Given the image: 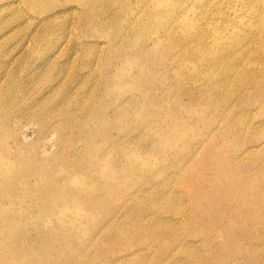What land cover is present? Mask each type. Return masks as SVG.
Instances as JSON below:
<instances>
[{"label":"rangeland","instance_id":"rangeland-1","mask_svg":"<svg viewBox=\"0 0 264 264\" xmlns=\"http://www.w3.org/2000/svg\"><path fill=\"white\" fill-rule=\"evenodd\" d=\"M92 1L0 0V161L12 160L21 143L31 172V166L38 169L58 148L59 135L66 144L81 147L68 124L83 121L90 109L81 104L90 99L93 106L103 104L108 119H116L98 125L94 137L101 132L108 147L107 135L120 142L131 135V149L118 153V164L123 168L130 157L126 161L131 167L123 171L116 198L107 199L104 206V201L98 202L109 215L98 218L95 215L104 212L85 213L83 205L71 202L57 214L68 217L62 226L52 202L30 203L32 184V191L22 187L16 195L0 187V237L15 230L9 242L0 245V264H39L34 249L47 250L44 264H49L51 252L64 246L54 243L53 228L59 226L62 239L74 242L69 250L80 252L74 264H264V43L254 26L257 20L250 19L253 15L240 0H179L197 21L192 32L178 25L183 12L177 19H164L156 32L137 38L139 20L153 11L150 2L117 0L98 13L99 7L90 10ZM244 1L262 12L256 0ZM231 18L236 23L230 33L248 35L227 40L232 57L217 54L211 36L214 27L218 35H227L232 23L227 27L223 19ZM97 19L107 25L102 27ZM239 19L252 25L243 26ZM118 24H123L121 29ZM178 70L182 77L176 78ZM113 106L115 114L110 113ZM129 193L137 200L125 204ZM117 209L114 222L97 234ZM182 211L192 217L190 222L182 219ZM144 217L147 220L141 221ZM139 221L145 228L134 229ZM153 223L158 228H152ZM11 244L17 253L4 255ZM21 249L27 252L21 255Z\"/></svg>","mask_w":264,"mask_h":264},{"label":"bare ground","instance_id":"bare-ground-1","mask_svg":"<svg viewBox=\"0 0 264 264\" xmlns=\"http://www.w3.org/2000/svg\"><path fill=\"white\" fill-rule=\"evenodd\" d=\"M31 1V0H30ZM150 2L149 5H151L153 11L151 13H144V16L141 20H139L140 22V26L136 29L137 32V38H141L144 35L156 32L159 27L162 25L163 20L167 19L170 17L172 18L173 16H175L174 18L177 19L178 17V13H183V4H180L179 0H175L173 2V0H146V3ZM262 1V2H261ZM257 3L262 4V12H257L254 11L253 8H251L250 6H248L244 0H240V5L243 8V6L247 9H249V13L251 15H253V17L251 16L250 19L252 20H257L256 23L254 24V26L257 28L260 34V40L264 43V1L263 0H256ZM15 3V2H14ZM109 3L112 4H116L117 0H95V2L92 1V6L89 7L90 10L92 9V7H99V12H102L105 10V8L107 7V5ZM13 4V3H12ZM26 4V2H25ZM48 4V3H47ZM6 5V4H4ZM17 5V4H16ZM29 5V4H28ZM41 5V4H40ZM2 6V5H1ZM8 6V4H7ZM19 6V4H18ZM26 6V5H25ZM44 5H42L41 8H43ZM4 7V6H3ZM6 7V6H5ZM4 7V8H5ZM9 7V6H8ZM10 7H14L13 5ZM16 7V6H15ZM149 7V6H148ZM1 8V7H0ZM54 8V7H52ZM51 8V9H52ZM7 9V8H6ZM45 9V8H44ZM57 9V8H55ZM54 9V10H55ZM86 9V8H85ZM96 9V8H95ZM3 10V9H2ZM17 10V9H16ZM15 10V12H16ZM46 10V9H45ZM53 10V9H52ZM50 10V11H52ZM84 10V9H83ZM88 10V9H87ZM85 10V11H87ZM151 10V9H150ZM177 10V11H176ZM1 11V10H0ZM19 11V10H18ZM21 12L23 10H20ZM43 11V9H42ZM49 11V10H48ZM89 11V10H88ZM87 11V12H88ZM182 11V12H180ZM2 12V11H1ZM20 12V13H21ZM36 12V11H35ZM47 12V11H44ZM59 12V11H58ZM177 12V13H176ZM23 14L24 11L22 12ZM21 13V14H22ZM48 13V12H47ZM59 12V16H60ZM115 13V12H114ZM174 13H176V15H174ZM22 14V15H23ZM57 14V13H56ZM62 14V13H61ZM64 14V12H63ZM21 15V16H22ZM26 15V14H25ZM24 15V16H25ZM181 16L183 15V17L181 19H178V25L183 27L182 29L185 31L184 32H189L188 30H190L192 32V30L195 28L194 26L197 24V21L192 18L188 12H184L183 14H180ZM17 16V15H16ZM38 16V15H37ZM36 16V17H37ZM180 16V17H181ZM18 17V16H17ZM30 17V16H29ZM34 17V16H33ZM53 17V16H51ZM56 17V15L54 16ZM61 17V16H60ZM194 17V16H193ZM24 18V17H23ZM50 18V17H49ZM115 17H112L110 20L114 19ZM154 18V19H153ZM157 21H155V19H157ZM14 19V18H13ZM32 19V18H31ZM48 19V18H47ZM60 19V18H59ZM225 19H227V16L225 17ZM16 20V19H15ZM18 20V19H17ZM38 20V19H37ZM54 20V19H53ZM103 20V19H102ZM102 20L97 19L98 24H102L101 26L104 27L106 26L104 21L102 22ZM49 21V20H48ZM224 21L226 22L224 25L225 26H229L231 23V25L229 26L228 30H227V35H218L219 34V29H217V27L213 28V32H212V39L214 40L216 46H217V50L216 53L217 54H224L223 56H227L228 54H233V52H229L228 53V43L227 40H231L232 38H243L246 39L248 37V35L244 34V32H235V33H230V28L232 27L233 23V18H231L230 20L226 21L223 19V23ZM238 22L243 25V26H251L252 23L250 20H248V22L246 24H242L243 21H241L240 19L238 20ZM47 24V23H46ZM49 24V22H48ZM137 25V24H136ZM175 25V24H174ZM97 27V25H95ZM101 26L99 25L98 27ZM123 26V24H118L116 25L117 29H121ZM202 26V25H201ZM223 27V29H227V27ZM79 27V26H78ZM97 27V28H98ZM137 27V26H136ZM177 27V26H176ZM199 27V26H197ZM220 27V26H219ZM201 28V27H199ZM198 28V29H199ZM177 29V28H176ZM181 29V28H180ZM188 29V30H187ZM197 29V28H196ZM195 29V32H196ZM221 31H224L222 28H220ZM71 30V29H69ZM172 30V29H171ZM174 31V30H173ZM182 31V30H181ZM200 31V30H199ZM198 31V32H199ZM207 31V30H206ZM256 31V32H257ZM167 32V30H166ZM208 32V31H207ZM206 32V33H207ZM67 33V32H66ZM171 33V32H170ZM172 34V33H171ZM67 35V34H66ZM79 35V34H78ZM258 35V34H257ZM65 36V35H63ZM206 36V35H205ZM204 36V37H205ZM189 37V36H187ZM186 37V38H187ZM70 38V37H69ZM185 38V37H184ZM192 38V37H191ZM195 38V37H194ZM189 39V38H188ZM206 39V38H205ZM53 40V39H52ZM203 40V39H201ZM199 39V41H201ZM51 41V40H50ZM64 41V40H63ZM181 41V40H180ZM183 41V40H182ZM67 41H65L66 43ZM197 42V41H196ZM203 42V41H202ZM80 43V42H79ZM62 44V43H61ZM60 46V45H59ZM200 46V45H199ZM202 46V44H201ZM200 46V47H201ZM21 47V46H20ZM19 47V48H20ZM27 47H29L27 45ZM63 46H61L62 48ZM25 48V47H24ZM204 48V47H202ZM100 49V48H99ZM262 49L261 51L264 53V45L260 48ZM23 50V49H21ZM20 51V50H19ZM60 51V50H59ZM21 52V51H20ZM62 52V51H61ZM19 53V52H18ZM59 53V52H58ZM22 54V53H21ZM25 55V54H24ZM55 55V54H54ZM57 56V55H56ZM59 56V55H58ZM231 56V55H230ZM22 57V56H21ZM53 57V56H52ZM55 57V56H54ZM204 57V55H203ZM232 57V56H231ZM234 57V56H233ZM15 58V57H13ZM26 58V57H25ZM17 59V58H16ZM50 59V58H49ZM53 59V58H52ZM208 59V58H207ZM35 60V58H34ZM33 60V61H34ZM56 60V59H54ZM14 61V60H13ZM3 62V60H2ZM55 62V61H54ZM185 62V61H184ZM15 63V62H14ZM49 63V62H48ZM188 63V61H187ZM204 63V62H203ZM10 64V63H9ZM16 64V63H15ZM50 64V63H49ZM56 64V63H55ZM61 64V63H60ZM59 65V64H58ZM198 65V63H197ZM200 65H201V59H200ZM204 65V64H203ZM10 66V65H9ZM51 66V65H50ZM53 66V65H52ZM57 66V65H55ZM62 66V65H61ZM92 66V65H91ZM205 66V65H204ZM8 67V66H6ZM12 67V66H11ZM47 67V66H46ZM58 67V66H57ZM196 68H198V66H194ZM202 67V66H201ZM210 67V66H209ZM2 68V67H1ZM37 68V67H36ZM49 68V67H48ZM46 68V69H48ZM203 68V67H202ZM7 69V68H6ZM28 69V68H27ZM58 69V68H57ZM60 69V68H59ZM62 69V67H61ZM25 70V69H24ZM45 70V69H44ZM92 70V68H91ZM203 70V69H202ZM201 70V72H202ZM260 70V69H259ZM4 71V70H3ZM10 71V70H9ZM33 71V70H32ZM47 71V70H46ZM62 71V70H61ZM85 71V70H84ZM83 71V72H84ZM87 71V70H86ZM93 71V70H92ZM23 72V71H22ZM57 72V70H56ZM182 72V71H181ZM181 72L180 70H178L176 72L177 77H182L181 76ZM41 73V72H40ZM45 73V71H44ZM64 73V72H63ZM67 73V72H66ZM66 73H64V75H66ZM80 73V72H79ZM78 73V75H79ZM88 73V72H87ZM89 73H92L94 75L93 72L89 71ZM5 74V73H4ZM53 74V73H52ZM75 74V73H74ZM86 74V73H83ZM90 74V75H92ZM7 75V74H6ZM5 75V76H6ZM69 75V74H68ZM82 75V72L81 74ZM105 75V74H104ZM12 76V75H11ZM44 76V75H43ZM57 76V75H56ZM61 76V75H60ZM73 76V75H72ZM4 77V76H3ZM25 77V76H24ZM34 77V76H33ZM42 77V75L40 76ZM38 77V78H40ZM65 77V76H64ZM67 77V76H66ZM65 77V78H66ZM84 79V77H82ZM86 78V77H85ZM94 78V76H93ZM108 78V77H107ZM6 79V78H4ZM3 79V80H4ZM60 79V78H59ZM58 79V81H59ZM69 79V78H68ZM78 79V78H77ZM82 79V80H83ZM87 79V78H86ZM95 79V78H94ZM181 79V78H180ZM64 80V79H63ZM89 80V79H88ZM91 80V79H90ZM5 81V80H4ZM15 81V80H14ZM19 81V80H18ZM84 81V80H83ZM93 81V80H91ZM1 82V81H0ZM16 82V81H15ZM60 82V81H59ZM82 82V81H81ZM87 82V81H85ZM107 82V81H106ZM255 81L253 80V83ZM3 83V82H2ZM1 83V84H2ZM7 83V82H6ZM28 83V82H27ZM56 83V82H55ZM79 83V82H78ZM96 83V82H94ZM108 83L110 84L109 80ZM20 84V83H19ZM70 84V83H69ZM86 84V83H85ZM107 84V83H106ZM6 85V84H5ZM10 85V84H9ZM35 85V84H33ZM67 85V83H66ZM75 85V84H74ZM80 85V84H79ZM89 85H94L93 83L91 84V82L89 83ZM252 85V84H251ZM256 85V84H255ZM8 86V85H6ZM5 86V87H6ZM57 86V85H56ZM60 86V85H59ZM68 86V85H67ZM66 86V87H67ZM82 86V84L80 85ZM110 86V85H109ZM12 87V86H10ZM14 87V86H13ZM25 87V85H24ZM50 87V86H49ZM52 87V86H51ZM73 87V86H72ZM70 87V88H72ZM83 87V86H82ZM81 87V88H82ZM91 87V86H90ZM94 87V86H92ZM18 88V87H17ZM23 88V87H21ZM241 88V87H240ZM262 88V87H261ZM4 89V88H3ZM2 89V90H3ZM10 89V88H9ZM44 89V88H43ZM53 89V87H52ZM57 89V88H56ZM65 89V88H64ZM96 89V88H95ZM94 89V90H95ZM100 89V88H99ZM6 90V89H5ZM4 90V91H5ZM12 90V89H11ZM20 90V89H19ZM27 90V88H26ZM24 90V92L26 91ZM58 90H60L58 88ZM69 90V89H67ZM71 90V89H70ZM76 90V89H75ZM80 90V89H79ZM98 90V89H97ZM8 91V90H7ZM29 91V90H27ZM55 92V90H53ZM86 91V90H84ZM93 91V89H92ZM100 91V90H99ZM112 91V90H111ZM6 92V91H5ZM41 92V91H40ZM69 92V91H67ZM75 92V91H74ZM83 92V91H82ZM87 92V91H86ZM94 92V91H93ZM98 92V91H97ZM245 92V91H244ZM259 92V91H258ZM9 93V92H8ZM13 93V92H12ZM26 93V92H25ZM76 93V92H75ZM247 93V90H246ZM261 93V92H260ZM7 94V93H6ZM44 94V93H43ZM50 94V93H49ZM55 95H58L57 93H53ZM52 94V96H53ZM83 94V93H82ZM101 94V93H100ZM104 94V93H103ZM2 95V94H1ZM26 95V94H25ZM24 95V96H25ZM92 95V94H91ZM97 95V94H96ZM102 95V94H101ZM241 95V94H240ZM264 95V94H263ZM260 94V96H263ZM15 96V95H14ZM23 96V95H22ZM47 96V95H46ZM50 96V95H49ZM51 96V97H52ZM66 96V95H65ZM64 96V97H65ZM71 96V95H70ZM74 96V94H73ZM85 96V95H84ZM89 96V95H88ZM245 96V95H244ZM243 96V97H244ZM6 97V96H5ZM17 97V96H16ZM49 97V98H51ZM55 96L52 97V99ZM9 98V97H8ZM15 98V97H14ZM18 98V97H17ZM22 98V97H21ZM43 98V97H42ZM48 98V96H47ZM46 98V99H47ZM57 98V97H56ZM68 98V96H67ZM89 98V97H88ZM7 99V98H6ZM16 99V98H15ZM24 99V98H23ZM39 99H41L39 97ZM64 99V98H63ZM82 99V98H81ZM80 99V100H81ZM86 99V98H85ZM93 99V97H92ZM104 99V98H103ZM4 100V98H3ZM21 100V99H20ZM30 100V99H29ZM37 100V99H36ZM43 100V99H41ZM40 100V103H42ZM66 100V99H65ZM108 100V99H107ZM5 101V100H4ZM3 101V102H4ZM12 101V100H11ZM22 101V100H21ZM27 101V100H26ZM32 101V100H31ZM67 101V100H66ZM75 101V100H74ZM1 102V101H0ZM38 102V101H37ZM44 102V101H43ZM51 102V101H50ZM49 102V103H50ZM76 102H78V100L76 99ZM80 102V101H79ZM105 102V101H104ZM108 102V101H107ZM213 102V101H211ZM14 103V102H13ZM22 103V102H21ZM82 103V102H81ZM92 101L87 100L85 102H83L81 105H84L83 108L88 107L90 110L88 113H86V115L82 118V120L80 121H74L72 120L68 126L71 128L70 130H73L72 133H74L75 136V140L76 142H79L81 144V147H76L75 143H68L66 144V140L65 137H61V135H59V142H58V148L52 153V155H49V158L47 159V161L40 166L38 169H33V166H31V172H29L30 169H28V167L25 164V155L26 152H24V149L21 148L22 145L20 143V146L16 148V153L14 158H12V160L8 161L5 160L6 158H3L0 161L1 165V171H0V187L3 189L2 191L5 192L7 195H12L13 193L15 194L16 190L21 189L22 187L25 188L26 190H28V185H33V192L30 196V199L32 197V195H34L32 197V200H30V203L33 205L38 204L39 202L41 203H45V204H49V202H52V208L54 207V210H56V215L58 213H60L62 211V207L63 206H71V202L76 204V205H83V211L85 213H95L98 211H102L104 212V214H96L95 216L98 218H103L104 216L109 215V211H106L105 209H102V206H98V202L104 201L103 206L107 204V199H115L117 194L120 191L121 186L123 185L124 182V178L122 176V174L124 173V169H128L130 168V162L126 161L129 160L130 157L127 159L125 158L124 162L122 163L123 168L118 164L120 161V157L118 155L119 150L121 149L124 153L125 151H128L131 149V141H130V137L131 135L128 134L126 137V139H123L121 142L119 139H117V137H113L112 135H107L110 136L109 137V146L106 147L105 143L102 141V139L100 138L101 136V132H100V136L98 138L94 137V132L95 130L98 128V125L101 126L103 122H109V121H116L115 118H112L113 116L111 115L110 119L109 118V111H106L104 108H101V105L98 104H94L93 106ZM100 103V102H99ZM237 103V102H236ZM23 104V103H22ZM54 104V103H53ZM63 104V103H62ZM80 104V103H79ZM109 104V103H108ZM215 106L218 105V102L214 103ZM232 104V103H231ZM240 104V103H239ZM242 104V103H241ZM20 105V104H19ZM18 105V106H19ZM47 105V104H46ZM78 105V104H77ZM80 105V108H81ZM98 105V106H97ZM229 105V104H228ZM245 105V104H244ZM13 106V105H12ZM44 106V105H43ZM60 106V105H59ZM74 106V105H72ZM79 106V105H78ZM109 105H107L108 107ZM214 106V105H212ZM238 106V105H237ZM17 107V106H16ZM26 107V106H25ZM41 107V106H40ZM39 107V109H40ZM64 107V106H63ZM115 107V108H114ZM117 106H113L114 109L111 110L110 113L115 114L117 111ZM24 108V107H23ZM70 108V107H69ZM76 108V107H75ZM78 108V107H77ZM239 108V107H238ZM14 109V108H13ZM22 109V108H21ZM26 109V108H25ZM35 109V108H34ZM33 109V110H34ZM38 109V108H37ZM59 109V108H57ZM62 109V108H61ZM73 109V108H72ZM19 110V109H18ZM31 111H33L32 109H30ZM63 110V109H62ZM75 110V109H74ZM12 111V110H11ZM47 111V109H46ZM82 111V110H81ZM40 112V111H39ZM13 113V112H12ZM19 113V112H18ZM17 113V114H18ZM23 113V112H22ZM81 113V112H80ZM220 113V112H219ZM14 114V113H13ZM39 114V113H38ZM48 114V113H46ZM24 116V115H23ZM37 116V115H36ZM35 116V117H36ZM52 116V115H51ZM27 117V116H26ZM34 117V116H33ZM46 117V116H45ZM17 118V117H16ZM31 118V117H30ZM42 118V117H41ZM48 118V117H47ZM29 120V119H28ZM35 120V119H34ZM67 121V120H66ZM20 122V121H19ZM38 122V121H37ZM34 122V123H37ZM40 122V121H39ZM46 122V121H45ZM118 122V120H117ZM15 123V122H14ZM114 123V122H113ZM8 124V123H7ZM16 124V123H15ZM14 127H17L15 126ZM24 124V123H23ZM26 124V123H25ZM116 124V123H115ZM241 124V123H240ZM21 125V124H19ZM37 125V124H35ZM107 125V124H106ZM32 126V125H30ZM85 126H90L89 129H86ZM212 126V125H211ZM242 126V124H241ZM37 127V126H36ZM55 127V126H53ZM57 127V126H56ZM18 128V127H17ZM39 129V127H38ZM37 129V130H38ZM237 129V128H236ZM234 130V129H233ZM146 131L147 129L144 130V135H146ZM236 132V130H235ZM58 132H56L57 134ZM13 134V133H12ZM237 134V133H236ZM39 135V134H38ZM235 135V134H234ZM238 135V134H237ZM16 137V136H13ZM237 137V136H236ZM15 139V138H14ZM25 140V138H24ZM51 140V139H50ZM118 140V141H117ZM129 140V141H128ZM15 141V140H14ZM49 142V140H48ZM47 142V143H48ZM24 143V142H23ZM22 143V144H23ZM43 145V144H42ZM54 145V143H53ZM144 145V144H143ZM143 145H141V148H143ZM234 145V144H233ZM30 146V145H29ZM28 146V147H29ZM44 146V145H43ZM53 147V146H52ZM43 148V147H42ZM71 148L73 150H76V152H67L68 149ZM237 148V147H236ZM45 149V148H44ZM83 149V151H82ZM14 150V149H13ZM26 150V149H25ZM50 150V149H49ZM78 150V151H77ZM81 150V151H80ZM235 150V149H234ZM233 150V152H234ZM40 151L41 148H40ZM231 151V150H230ZM240 151V150H239ZM31 152V151H30ZM47 153V152H46ZM241 153V151H240ZM244 153V152H243ZM30 154V153H29ZM33 154V153H32ZM239 154V153H238ZM4 155V154H3ZM112 155V158L110 157ZM242 155V154H241ZM28 156V155H27ZM122 156V155H121ZM243 156V155H242ZM11 157V156H10ZM27 160V159H26ZM235 161V160H234ZM239 161H241L239 159ZM164 162V161H163ZM236 162L237 159H236ZM234 164V163H233ZM129 165V166H128ZM233 166V165H232ZM177 170V169H176ZM162 186L165 188L166 184H162ZM30 190V191H32ZM15 191V192H14ZM29 191V190H28ZM29 191V192H30ZM35 191V192H34ZM18 193V192H17ZM81 193L84 195L85 199L82 200L81 199ZM164 194V192H163ZM16 195V194H15ZM23 197L25 196V192H22L21 194ZM28 196V195H27ZM135 195L132 193H129L128 195L125 196V204H127L129 201H134L137 200V198H135ZM20 197L18 196L16 199H19ZM25 198V197H24ZM179 200V199H178ZM82 201H84L85 203H83ZM136 202V201H135ZM173 198H172V201ZM177 202V199H176ZM59 203V204H58ZM178 203V202H177ZM102 209V210H101ZM177 209V208H176ZM178 210V209H177ZM119 210H114L110 211L113 216L107 218L103 223L104 225L97 230L98 233H101V231L107 227H109L114 221H113V217L115 216V214L118 212ZM174 211V210H173ZM46 212V211H45ZM176 212V211H174ZM187 212V211H186ZM185 211H182L183 215H182V219L185 221L186 223L190 222L192 220V217L189 216L188 213H186ZM55 213V212H54ZM82 215V214H80ZM177 213H176V217H177ZM60 219L59 222H61L60 226H62L65 222L69 221L68 217L66 215H64L63 213H61L60 215H57ZM180 216V215H179ZM146 217L142 218L141 221L145 220ZM180 219V218H179ZM147 220V219H146ZM160 222V221H159ZM162 222V221H161ZM180 222V221H178ZM159 224V223H158ZM182 224V223H181ZM190 224V223H189ZM230 224V223H229ZM95 225H97L95 223ZM115 225V224H114ZM144 225V224H143ZM157 224H151L150 226L152 228H158ZM193 225V224H190ZM59 227H54L53 228V233L54 236L53 237L54 243L56 244V241H61L63 242L64 246L60 251H52L51 254L49 255V257L47 259H49V264H74L77 262V258L79 257V253H75L72 252L71 250H69L74 242L73 241H69L68 243L65 241V239H62V233L63 231H61ZM134 229H143L145 228V225L142 226V224L139 221V224H134ZM161 225H159L160 227ZM98 227V226H97ZM229 227V226H228ZM231 227V225H230ZM11 228V227H10ZM162 228V227H161ZM167 228V227H166ZM9 229V228H8ZM229 229V228H228ZM225 230V229H224ZM65 231V230H64ZM73 232L75 231L74 229L72 230ZM15 232L14 229H10V231H8V233L6 235H3L0 237V245L3 244L4 242H9L10 237H12V234ZM227 233V232H226ZM228 234V233H227ZM59 236L61 238H59ZM203 236V235H202ZM231 236V235H230ZM256 236V235H255ZM200 237V236H199ZM226 237V236H225ZM89 238V237H88ZM203 238V237H201ZM206 238V237H205ZM207 239V238H206ZM155 240L158 241V238L155 237ZM234 240V239H233ZM207 241V240H206ZM222 241V240H220ZM82 243V242H81ZM80 243V244H81ZM205 243V242H204ZM154 244V243H152ZM203 244V243H202ZM206 244V243H205ZM220 244V243H219ZM203 246V245H202ZM205 246V245H204ZM239 246V245H238ZM236 246V247H238ZM206 247V246H205ZM216 247V245H215ZM226 247V246H225ZM244 247V246H243ZM187 248V247H185ZM240 249V248H239ZM238 249V251H239ZM244 249V248H243ZM251 249V247H250ZM18 249H15L13 247V245L11 244L6 252L2 251V253L6 256L10 255V254H16ZM235 250V249H234ZM246 250V249H244ZM255 250V249H254ZM19 251H23L20 254L24 255L27 251H25V249H21ZM47 251V250H45ZM45 251L43 250H39V249H34V254L35 256L40 260L39 264H44V260L46 259V254ZM251 251V250H249ZM256 251V250H255ZM186 252V251H185ZM236 252V250L234 251V253ZM241 252V249H240ZM248 252V251H247ZM252 252V251H251ZM251 252L249 254H251ZM239 254V252H237ZM192 254V253H191ZM209 254V253H207ZM195 254H193L194 256ZM189 256H191L189 254ZM208 256V255H207ZM238 256V255H237ZM126 257V256H125ZM211 257V255H210ZM116 258V257H115ZM209 258V257H208ZM190 259L192 260V258L190 257ZM116 260V259H115ZM206 260V259H204ZM208 261V260H207ZM113 262V261H112ZM116 262V261H115ZM192 262V261H190ZM195 262V261H194ZM241 262V261H240ZM212 263V261H211ZM238 263V262H237ZM115 264V263H114ZM162 264V263H161ZM243 264V262H242Z\"/></svg>","mask_w":264,"mask_h":264}]
</instances>
